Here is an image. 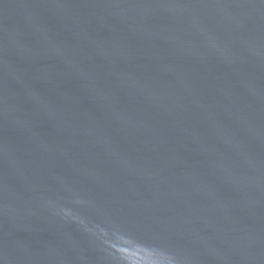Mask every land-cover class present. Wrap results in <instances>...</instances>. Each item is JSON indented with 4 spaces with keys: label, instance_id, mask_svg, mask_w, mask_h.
Wrapping results in <instances>:
<instances>
[{
    "label": "water",
    "instance_id": "1",
    "mask_svg": "<svg viewBox=\"0 0 264 264\" xmlns=\"http://www.w3.org/2000/svg\"><path fill=\"white\" fill-rule=\"evenodd\" d=\"M0 264H264V0H0Z\"/></svg>",
    "mask_w": 264,
    "mask_h": 264
}]
</instances>
